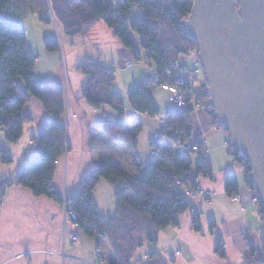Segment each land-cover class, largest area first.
<instances>
[{
  "label": "trees",
  "instance_id": "trees-1",
  "mask_svg": "<svg viewBox=\"0 0 264 264\" xmlns=\"http://www.w3.org/2000/svg\"><path fill=\"white\" fill-rule=\"evenodd\" d=\"M191 5L192 0H0V130L4 131L6 142L16 143L22 137L24 124L31 121L23 108L32 97L41 103L47 114V120L32 138L34 156L24 160L14 178L0 177V200L4 188L15 184L28 188L33 196L49 197L61 204L70 202L76 226L87 236H100L106 240V246L115 258L112 264H137L134 256L137 248L147 241L154 242L159 229L177 225L175 217L185 210L192 211L193 228L199 231V214L186 200L188 196L184 195L182 185L198 187L196 177L207 175V171H202L193 161L194 152L180 153L175 141L185 144L193 139L190 114L196 106L206 112L216 128L225 132L215 122L214 111L207 100L206 85L195 83V100L186 98L183 107L177 108L171 101L173 109L163 112L166 122L159 129L162 141L150 144L154 154H150L148 159H139L133 165V173L101 161L97 168L81 179L76 195L64 199L52 184L57 158L68 147L66 128L61 118L65 110L64 90L58 85L35 80L32 72L36 56L28 48L27 32L20 21L28 15H37L48 23L51 12L61 31L72 38H84L97 22H103L122 46L130 50L129 61L139 63L146 60L143 62L145 66H153L152 69L161 72L175 62L190 68L191 64L180 60L184 55L191 57V63L197 61L196 43L186 34L181 23L188 16ZM43 42L47 52L60 48L55 38L44 39ZM76 70L85 76L79 99L93 109L108 106L120 117L128 105L134 112L150 117L162 114L155 102L152 86L161 87L162 82H166L164 78H159V82L149 78L134 82L127 94L122 95L112 88V68L98 58L85 56ZM95 127L128 148L135 149L138 144L137 133L122 121L104 119ZM227 144L233 161L243 165L244 182L257 197L255 205L264 226L263 207L247 175L250 165L239 158L229 140ZM2 162L10 163L11 156L0 148ZM101 179L114 192L115 212L112 217L102 218L98 212L93 191ZM224 187L227 196L238 194L235 176H229ZM258 240L259 252L247 241L249 256L246 264H264V227ZM215 242L214 252L224 259L226 253L222 237L216 235ZM96 247L101 249L102 245L96 244ZM145 264L162 263L153 251Z\"/></svg>",
  "mask_w": 264,
  "mask_h": 264
},
{
  "label": "crops",
  "instance_id": "crops-1",
  "mask_svg": "<svg viewBox=\"0 0 264 264\" xmlns=\"http://www.w3.org/2000/svg\"><path fill=\"white\" fill-rule=\"evenodd\" d=\"M20 21L27 32L28 48L36 56L32 72L35 80L58 85L64 90L65 110L61 118L68 147L57 158L53 172L52 184L56 193L64 199L76 195L81 179L101 161L133 173V165L139 159L150 157V144L162 141L157 121L147 114L134 112L128 105L120 117L108 106L98 110L90 107L79 99L85 76L76 70V66L85 56L98 58L114 70L112 88L126 95L134 82L148 78L145 65L141 62L126 65L131 59L130 50L122 46L103 22H97L84 38L69 39L64 37L63 30H58L55 22L52 25L34 15ZM55 36L60 48L47 52L43 40ZM140 63L143 66L136 65ZM119 68L121 73L116 74ZM153 96L160 113L173 109L172 102V108L162 106L154 92ZM23 109L31 121L24 124L29 134L26 136L23 132L22 142H6L4 131L0 130V148L11 156L10 163H0L1 178H14L24 160L34 156L31 140L47 120L41 103L33 97ZM191 112L193 138L201 137L205 141L209 158L207 175L196 177L197 186L207 193L206 197L189 195L186 198L192 210L199 214L200 229L193 228L191 210L179 213L175 217L177 225L159 229L154 242L147 241L137 248L134 254L136 263L145 264L149 253L154 251L162 264H246L249 256L247 241L259 252L258 237L264 226L257 206L250 200L252 192L244 182L243 165L233 161L228 154L227 133L216 128L201 107L196 106ZM109 118L122 121L137 133L135 149L116 142L95 127L98 121ZM192 156L196 163L197 156ZM232 175L238 181L240 202L226 194L225 182ZM98 186L102 187L103 198L109 203L107 206L101 207L98 203ZM93 193L99 215L112 217L115 212L114 192L108 183L101 182ZM216 235H220L224 242V259L214 252ZM96 244L102 248L97 249ZM105 245V239L100 236L90 237L73 227L65 216L63 204L49 197L33 196L28 188L20 185L4 188L0 200V264H112L115 258Z\"/></svg>",
  "mask_w": 264,
  "mask_h": 264
},
{
  "label": "water",
  "instance_id": "water-1",
  "mask_svg": "<svg viewBox=\"0 0 264 264\" xmlns=\"http://www.w3.org/2000/svg\"><path fill=\"white\" fill-rule=\"evenodd\" d=\"M181 23L196 43L215 122L250 165L264 218V0H192Z\"/></svg>",
  "mask_w": 264,
  "mask_h": 264
},
{
  "label": "built area",
  "instance_id": "built-area-1",
  "mask_svg": "<svg viewBox=\"0 0 264 264\" xmlns=\"http://www.w3.org/2000/svg\"><path fill=\"white\" fill-rule=\"evenodd\" d=\"M115 10V7H113ZM133 61H128L126 64L129 66ZM149 70L147 72L148 78L159 82V78H164L166 82H162L161 87L166 89L171 94V101L175 104L177 108L183 107L185 104V99L190 98L191 100H195V90H193L195 83L205 84L206 81L203 77V73L201 68L198 65L197 61L191 65L190 68H186L182 66L179 62H175L172 67L165 68L161 72L147 68ZM158 124L160 127H163L166 122V114H157L155 116ZM175 144L178 146L180 153H187V152H194L197 156L196 164L198 167H201L202 171H207L208 169V155H207V146L205 145V141L200 137L193 138L192 140L188 141L187 143L183 144L178 140L175 141ZM228 144H226V149H228ZM155 150H151V154H154ZM184 189V195H198L201 198L206 197V193L198 187L193 188L190 185H182ZM252 203L255 205L257 203V197L255 194L251 196ZM232 200L241 201V197L238 194L233 195ZM64 205V213L69 223L72 224L73 227H77L75 223L76 216L73 211V206L71 203H63ZM75 237V236H74ZM100 264V263H97ZM135 264V263H133Z\"/></svg>",
  "mask_w": 264,
  "mask_h": 264
},
{
  "label": "rangeland",
  "instance_id": "rangeland-1",
  "mask_svg": "<svg viewBox=\"0 0 264 264\" xmlns=\"http://www.w3.org/2000/svg\"><path fill=\"white\" fill-rule=\"evenodd\" d=\"M29 16V15H28ZM34 16H37V15H34ZM38 17V16H37ZM27 18V17H26ZM25 19V18H24ZM39 19V18H38ZM49 19H50V22H51V24L53 25V22H55L56 24H57V22H56V20H54V18L52 17V13L50 12V14H49ZM50 22H48V23H50ZM51 25V26H52ZM58 25V24H57ZM50 28V27H49ZM56 28H57V26H56ZM59 26H58V30H59ZM51 29V28H50ZM64 35V34H63ZM56 38L55 39H57V36H55ZM64 37H67V38H69V39H74L75 37H68V36H64ZM75 39H79V38H75ZM58 40V39H57ZM77 48V47H76ZM138 49H140L141 51H142V49L139 47ZM180 60H181V62L182 63H184V64H187V65H192L193 63H191L192 62V60H191V57H189V56H183V57H180ZM146 60H143V62H145ZM143 62H141V63H143ZM136 64V65H141V66H143L142 64ZM120 69L121 68H119L118 69V71L116 72V74H118V73H121V71H120ZM113 70V69H112ZM114 71V70H113ZM149 70H147V72H148ZM196 84H199L198 82L196 83ZM161 87L160 86H158V85H153L152 86V90L153 89H155V90H153V92H154V94H155V97H157V98H160L159 99V102L162 104V106L163 105H168L169 107H171L172 108V103L169 101V95H168V92L167 91H165V90H161L160 89ZM164 89V88H163ZM154 118H155V116H154ZM155 120H156V118H155ZM157 121V120H156ZM157 124H158V122H157ZM25 126L26 125H24V135H28L29 133L25 130ZM158 126H159V129L161 128L160 127V124H158ZM143 130H148V129H146V128H144ZM0 134H1V131H0ZM144 135V134H143ZM141 136V138L140 139H143V136L142 135H140ZM1 137H2V134L0 135V141H1ZM201 138V137H200ZM32 141V140H31ZM141 141V140H140ZM17 142H22L21 141V139H19ZM1 143V142H0ZM9 143V142H8ZM225 144H227V142L225 143ZM227 151H229V147H228V149H227ZM229 154V153H228ZM147 155L149 156V154L147 153ZM208 162H209V160H208ZM2 165H4V164H2ZM101 182H105L103 179H101V181H100V183L98 184V185H100L101 184ZM107 183V182H106ZM99 187V186H98ZM102 188V187H101ZM100 187H99V190L97 191V193H98V195H97V200H98V203L101 205V207L104 205V206H107L109 203L106 201V199H104L103 197L105 196L104 195V193L102 194L101 193V189ZM206 195H207V193H206ZM251 200V199H250ZM251 202H252V200H251ZM105 244H106V240H105ZM106 246V245H105ZM107 247V246H106ZM109 248V247H108Z\"/></svg>",
  "mask_w": 264,
  "mask_h": 264
}]
</instances>
